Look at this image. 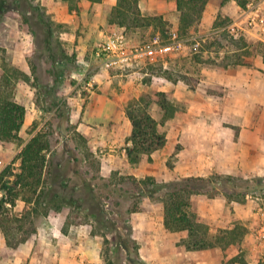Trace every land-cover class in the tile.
<instances>
[{"label":"crops","instance_id":"0c3cea01","mask_svg":"<svg viewBox=\"0 0 264 264\" xmlns=\"http://www.w3.org/2000/svg\"><path fill=\"white\" fill-rule=\"evenodd\" d=\"M146 2L147 0L139 1L141 12L144 15L154 14L145 12ZM165 2L166 0L158 1L157 12L165 11ZM42 4L52 18L64 27L69 26L72 20L75 22L71 26L80 27V61L84 66L76 73L79 86L74 91L67 92V95L71 105V122L76 130L88 139L95 154L103 152L99 154L102 176L111 180L130 175L139 179L153 176L158 182L187 176L209 177L216 173L250 180L264 176V113L257 112L259 109L263 111L260 103L251 104L247 99L244 100L246 103L220 101L214 104L216 115L208 116L210 119L198 120L191 113H181L176 107L180 100L189 102L188 110L194 106L195 98L190 97L192 89L181 92L178 87H172L175 92L170 93L169 84L159 83L168 81L165 77H161L162 80L143 82L139 79L138 70L127 74L117 73L103 66L95 57L96 41L110 35L103 27H110L113 31L126 30L109 20L117 0H79L78 8L74 9H70L69 4L63 0H42ZM247 4L241 7L236 0H208L200 27L209 24V20L213 25L217 13L223 10L231 16L232 23L243 29V37L250 35L260 40L256 42L258 46L264 47V26L248 24L250 16L264 13V0L255 3L256 11L247 9ZM172 5L177 8L176 0H172ZM234 8L236 9L230 11ZM176 18L177 26L179 15ZM227 27L228 25L221 29L225 30ZM93 39L96 40L91 44L90 40ZM245 41L246 47H239L232 52L236 54L238 49L247 51V54L240 55L249 65H234L227 61L228 71L235 74L230 77L219 76L217 81L219 84H226L227 79L230 80L233 76L240 78L241 83L237 86L240 96L243 98L250 91L252 96L258 93L257 100H260L261 90L255 82L264 86V52L251 53V44L246 39ZM87 43L92 45L91 51L85 48ZM163 64L167 66L169 61ZM157 65L163 66L162 63ZM239 73H245L244 79H249L245 82ZM90 80L92 87L86 84ZM251 82L253 85L249 86ZM148 92L169 94V97L166 95L167 99L173 98L172 101L175 102L174 104L169 100L174 106V115L164 120L163 109L157 102L152 103L161 110V121L152 116L158 121L159 130L165 134L166 143L151 154H143L139 162L131 163L127 148L131 146L129 138L132 134V121L127 116L126 109L130 101ZM185 92H189V95L181 97ZM211 96L215 95L212 93ZM245 109L247 110L242 112ZM178 144H181L180 148ZM170 157L174 161L169 166ZM189 209L209 226L212 236L219 229H230L236 224L244 225L247 232L239 244H233L227 253L220 246L187 250L181 241L188 236V232L166 229L163 201L145 196L141 198L138 210L132 213V223L140 255L148 264H165L159 260L150 261L155 254L171 264H229L236 258L242 260H235L232 264H264V240L258 236L264 223V195H253L248 197L246 203H239L230 201L223 193L213 197L194 194L190 199ZM89 220L90 223L80 224V251L95 243L100 251L103 246L102 236L92 233L95 222L91 218ZM43 237V233L38 232L13 249L8 246L0 230V264H46L44 260L48 251ZM228 255L231 258L224 262L223 259L228 258Z\"/></svg>","mask_w":264,"mask_h":264},{"label":"trees","instance_id":"16d2710c","mask_svg":"<svg viewBox=\"0 0 264 264\" xmlns=\"http://www.w3.org/2000/svg\"><path fill=\"white\" fill-rule=\"evenodd\" d=\"M63 1L69 4L70 9L78 8L79 0ZM139 1L117 0L112 14H118L124 21L116 23L125 26L126 22L131 21L135 26L151 25L159 18L144 15ZM236 1L241 7L248 3V0ZM176 3L179 12L178 30L180 34L186 35L201 20L208 0H176ZM10 10L23 17L36 35L37 47L43 55L47 54L51 69H46V78L50 79L48 72L51 71L56 93L52 95L54 97L51 104L44 107L48 113H52L47 123L49 130L40 129L25 144L18 154L20 171L11 173L14 179H7L1 184L6 197L0 199V230L8 246L15 249L36 236L51 210L65 205L74 206L77 200L65 192L70 188V194L74 195L79 187L82 192L78 197L80 207L84 206L95 226L108 229L111 234L110 239L104 236L106 246L103 254L108 264H148L140 255L132 223V213L138 210L139 202L145 196L163 201L166 229L188 232V236L181 241L187 250L220 246L227 253L233 244H239L247 232L244 225L221 228L212 236L209 226L190 211V199L194 194L213 197L223 193L230 201L246 203L250 194L264 195V176L250 180L216 173L209 177L187 176L158 182L153 176L139 179L131 175L111 180L102 176L99 168L93 171L92 167L98 164L95 153L89 146L88 139L71 122L69 100L59 97L57 93L70 59L63 44L54 37L61 24L52 18L39 0H0V24ZM237 44L241 45L240 48L247 46L243 35L239 37ZM233 56L236 58L231 64L249 65L240 54ZM153 101L163 109L164 120L174 115V106L163 92L143 93L140 98L129 102L126 114L132 121V134L127 153L131 163L139 162L143 154H151L166 143L165 134L159 130L158 121L151 114ZM25 116L24 105L0 90V141L19 139ZM54 134L57 137H51ZM77 138L82 140L81 144L86 148L84 152L80 151V142L72 147ZM59 145L62 147L59 148ZM57 150L70 154L64 167L61 160L57 163L54 160ZM6 173L4 171L0 175V181ZM74 176L79 180L71 185ZM99 188L107 191V194L102 195ZM18 200L24 201L26 208L19 215H11V210L5 203L10 202L15 206ZM235 260L242 259L236 258L229 264Z\"/></svg>","mask_w":264,"mask_h":264},{"label":"rangeland","instance_id":"374dc122","mask_svg":"<svg viewBox=\"0 0 264 264\" xmlns=\"http://www.w3.org/2000/svg\"><path fill=\"white\" fill-rule=\"evenodd\" d=\"M42 3V0H39ZM159 0H147L145 3V12L154 14H146L148 16H159V18L151 25L135 26L131 21L126 22V32L132 42L139 40L146 41L155 36L156 34H162L167 37V33L172 29H178L175 20L179 15L178 9L172 5V0H166L165 11L163 13L157 12ZM259 0H249L248 2L257 3ZM79 3V1L77 2ZM44 6V5H43ZM230 9V11L235 10ZM156 12V13H155ZM112 23L124 21L118 14H112L109 18ZM232 18L229 14L223 10L217 13L216 21L213 25L209 20V24L201 26L199 21L194 25L186 35H182L188 39L185 48L174 55L166 57V61L169 64L165 66L161 65H147L144 69L156 72L160 78L165 77L168 81H159V83L169 84L170 93L175 92L172 87H178L182 90L190 91V97L195 98L194 106L191 110H188V101L180 100V103L176 106L181 113H191L193 118L198 120L210 119L208 116L216 115L215 103L220 101H227L228 103L242 102L249 100L250 103H260L263 107L257 110L259 114L264 113V89L262 83L255 82V85L261 90V99H258V93L252 96L250 91H247L242 98L240 91L237 90V86L241 83L240 78L231 77L227 79L226 84H219L217 79L219 76L230 77L231 71H228L226 67L227 61L230 63L236 57L232 52L234 49L239 48L241 45L237 44V40L243 35V30L235 32L233 34L229 30L231 26L236 23H232ZM75 20L71 21V24ZM68 24L65 26L61 24L56 29L55 38L59 40L67 53L69 54L68 69L62 77V85L58 87L57 93L59 97L69 100L67 92H72L79 86L78 76L76 73L84 64L80 61V27L74 28V26ZM118 24V23H117ZM228 25V29H221ZM108 33H112L110 27H103ZM102 36V35H101ZM98 35V37H101ZM97 39V38H96ZM90 40L91 44L94 40ZM251 45V53L264 52V47L258 46L257 41L250 35L244 37ZM236 41V42H235ZM253 43V44H252ZM84 46V45H83ZM89 51L92 49V45L86 44ZM88 55V52H85ZM236 54H245V50L238 49ZM47 54L43 55L41 50L37 47L36 35L33 33L31 27L24 21L23 17L10 10L6 12L3 22L0 24V90L4 94L14 98L17 102L24 105L26 109V116L24 124L19 132L20 138L12 141H0V159L4 161V167L2 168L0 175L7 171L4 179L0 181V188L3 181L7 179H14L11 173H17L20 171L21 161L18 159V154L25 146V144L41 129L48 131L49 119L52 113H48L44 107L51 104L52 96L56 93L54 89V76L50 74V79H47L46 69H51L49 58ZM89 68V67H88ZM241 70L240 68H236ZM46 71V73H45ZM93 72V71H92ZM245 74V73H244ZM244 74L239 73V76L244 79ZM139 75V74H138ZM208 75L210 78H208ZM215 77V78H214ZM159 78V79H160ZM140 79V78H139ZM249 79L246 77L245 82ZM141 80V79H140ZM153 80L151 76H145L143 82H151ZM162 80V79H160ZM173 82V83H171ZM82 83V82H81ZM80 83V85H81ZM46 85V86H45ZM253 85L251 82L249 86ZM92 87V86H90ZM172 93V94H173ZM189 92H185L181 97H185ZM215 96H211V94ZM169 97V94H166ZM173 99V98H172ZM169 98L170 101H172ZM177 99V98H175ZM152 101V100H151ZM174 104L175 102L172 101ZM185 102V104L183 103ZM154 103V101L152 102ZM251 103V104H252ZM151 114L161 121V110L158 105L152 104ZM245 109L242 112H245ZM51 137H57L56 134ZM80 139L74 140L73 146H76L80 142V151H85L86 148L81 144ZM91 146L90 142H88ZM59 148L62 146L59 145ZM70 147V146H69ZM181 144H178V148ZM58 151V150H57ZM98 152L94 154L98 164L93 168V171L100 169V158ZM70 154L67 151H58L54 155V160L57 163L62 161L63 167L66 160L70 158ZM173 157L168 160L169 166L173 164ZM247 179V178H242ZM79 178L73 177L71 185L78 182ZM70 188L66 189V194L73 196L77 203L74 206H61L51 210L49 215L43 220L38 232L43 233V240L46 243V249L48 256H46L44 262L46 264H108V260L103 254L104 240L111 238V234L108 229H99L97 226L93 228L95 234H100L103 246L98 251L97 245L90 244L83 247L80 251V224H87L90 218L87 216V212L84 210V206L80 207V187L74 195L70 194ZM102 195H106L107 191L99 188ZM6 193V192H5ZM254 195H259L255 193ZM26 204L22 200H18L15 206L10 208L11 215H19L25 210ZM90 223V222H89ZM92 232V233H93ZM94 234V233H93ZM212 234V232H211ZM213 235V234H212ZM105 236V237H104ZM76 244L78 245L76 247ZM75 246V247H74ZM66 247L68 254H66ZM67 255V257H66ZM151 256V255H150ZM228 258H224L223 261H227ZM159 260L161 263L171 264L167 262L163 257L158 255H152L150 261ZM188 260V259H186ZM189 260L194 261L193 258ZM150 264V263H149Z\"/></svg>","mask_w":264,"mask_h":264},{"label":"built area","instance_id":"2783aa9c","mask_svg":"<svg viewBox=\"0 0 264 264\" xmlns=\"http://www.w3.org/2000/svg\"><path fill=\"white\" fill-rule=\"evenodd\" d=\"M247 9L256 11L255 2H248ZM248 24L264 26V13H260L257 16H250ZM231 29L233 31H229L236 34L240 32L242 28L237 24H233ZM187 41L188 39L183 37L178 29L169 31L167 37L162 34H156L149 40L141 42H132L126 30L117 29L106 38L96 41L94 55L103 66L117 73L127 74L138 70L140 72L139 78L141 81L148 75L151 76L153 80H156L159 79L160 76L154 71L144 69V67L147 65H157L163 62L166 63V57L182 51ZM86 84L88 86H93L91 80ZM3 167L4 161L0 159V172ZM253 195L254 194H250L248 197ZM3 197H6V193L0 188V199ZM5 205L9 209L12 207L10 202H6ZM260 211H262L261 208ZM258 236L260 239L264 240V223L259 229Z\"/></svg>","mask_w":264,"mask_h":264}]
</instances>
